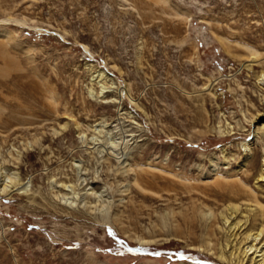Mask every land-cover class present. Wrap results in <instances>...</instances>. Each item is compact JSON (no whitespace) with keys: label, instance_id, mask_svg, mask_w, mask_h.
<instances>
[{"label":"rangeland","instance_id":"374dc122","mask_svg":"<svg viewBox=\"0 0 264 264\" xmlns=\"http://www.w3.org/2000/svg\"><path fill=\"white\" fill-rule=\"evenodd\" d=\"M262 71L264 0H0V264H224L227 207L264 225Z\"/></svg>","mask_w":264,"mask_h":264},{"label":"bare ground","instance_id":"6f19581e","mask_svg":"<svg viewBox=\"0 0 264 264\" xmlns=\"http://www.w3.org/2000/svg\"><path fill=\"white\" fill-rule=\"evenodd\" d=\"M255 58H258V56H255ZM259 80L262 82V85H264V71H262L259 77ZM100 88H101L100 93L103 94L106 88L104 86H101ZM93 93L94 91L91 92V94ZM101 126L99 125L95 126L93 129L94 133L100 132L99 129L102 128ZM67 127L68 125H62L61 128L62 130H66ZM261 129L262 128H259V130ZM81 137L82 139L85 140L86 134H83ZM97 141L98 140L96 139L95 136L91 140L94 146L97 145ZM85 144H89V143L85 142ZM89 148L95 149V147L94 148L89 147ZM242 148H244L245 152L250 151L249 146L243 145ZM99 153L101 154L100 151ZM117 159H119L118 156H117ZM74 166H76L79 170L82 169L80 168V166L76 164V162ZM257 180L259 182L264 183V157H263V162H262V170ZM60 185L63 189H71L72 192L75 194L73 195L77 197L76 196L77 195V192H76L77 184H72V183L66 184L64 182H61ZM1 186H2L1 192L5 193L6 195H10V193L17 191L19 189L20 179L18 175L14 174L11 177H8L7 181H4L3 185ZM57 197L59 196L57 195ZM99 197L101 196H98V198ZM61 198L65 201V203L68 206L73 207L76 204L75 201L71 200L72 196L69 197L66 194H64ZM259 207L261 210H263V206H259ZM241 213H242L241 207L239 205H232V206L227 207L225 212H223L220 215L221 225H218V231L220 232L221 235L225 234V236L223 235L225 242L222 245H220L221 243L219 244L218 252L216 251L214 244L211 243L212 242L211 240H208L204 246L201 245L200 247H202L204 251H207L208 253H211L214 256H217V258L221 260L224 264H264V225L263 223H260L258 228L252 227V229L250 228V230L245 231L246 226L248 225L250 219L247 214H243L242 217L245 218L244 220L239 219L238 215ZM212 217H210V219L208 220L212 221L211 220ZM176 236L182 238L179 234L177 235V233H176Z\"/></svg>","mask_w":264,"mask_h":264}]
</instances>
